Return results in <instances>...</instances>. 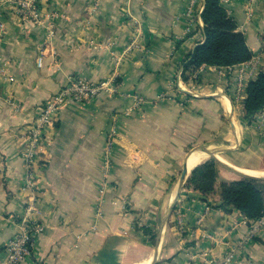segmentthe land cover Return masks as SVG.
<instances>
[{
	"label": "crops",
	"instance_id": "1",
	"mask_svg": "<svg viewBox=\"0 0 264 264\" xmlns=\"http://www.w3.org/2000/svg\"><path fill=\"white\" fill-rule=\"evenodd\" d=\"M223 4L255 57L231 68L202 67L198 86L209 92L187 101L181 114L176 101L159 99L163 93L183 100L190 94L181 87L177 94L174 82L205 39V0H41L44 15L58 14L53 36L0 3L5 24L0 38V259L21 230L29 194L22 187L23 135L40 106L71 80L97 82L116 69L118 94L70 102L46 135L37 170V219L45 230L34 239L26 264L151 262L158 241L155 264H209L208 259L218 264L240 242L233 264H264V227L245 241L247 218L232 206L213 207L221 203L219 194L204 201L200 193L185 190L163 224L181 178L178 170H183L190 154L186 150L194 141L191 129L203 126L206 106L212 103L205 99L220 95L222 105L230 109L231 96L222 92L228 78L244 67L247 83L264 67V0ZM136 37L137 47L131 45ZM233 85L230 80L231 92ZM128 94L142 95L148 103L139 111ZM242 123L231 117L232 132L213 146L227 144L235 156L224 157L239 170L264 172V133L256 129V121ZM114 124L118 136L109 153ZM221 177L239 178L223 168ZM145 228L157 234L155 243Z\"/></svg>",
	"mask_w": 264,
	"mask_h": 264
},
{
	"label": "trees",
	"instance_id": "2",
	"mask_svg": "<svg viewBox=\"0 0 264 264\" xmlns=\"http://www.w3.org/2000/svg\"><path fill=\"white\" fill-rule=\"evenodd\" d=\"M205 39L199 43L184 63L181 78L188 83L199 81L197 72L204 66L234 67L255 57L247 37L238 28L234 17L223 4V0H205L201 13ZM264 53V32L261 35ZM197 75V76H196ZM246 97L241 108V118L250 125L264 110V67L256 78L247 82ZM223 167L216 159L210 158L196 166L190 173L186 190L200 193L204 201L219 194L221 203L213 207L232 206L240 211L251 224L264 217V179L243 177L227 180L221 177ZM176 209V207H175ZM150 240L155 243L157 234L145 228Z\"/></svg>",
	"mask_w": 264,
	"mask_h": 264
},
{
	"label": "built area",
	"instance_id": "3",
	"mask_svg": "<svg viewBox=\"0 0 264 264\" xmlns=\"http://www.w3.org/2000/svg\"><path fill=\"white\" fill-rule=\"evenodd\" d=\"M0 3H6L13 7L16 15L23 22H33L40 26H44L47 28L50 36L54 35L55 19L58 17V14L50 13L48 16L44 15L41 9V0H0ZM4 33L5 24L2 20H0V38L4 36ZM131 45L135 47L139 46L137 37L132 41ZM201 69L197 72V74H199ZM3 71L4 68L0 64V73ZM181 73L182 70L179 73V78H181ZM236 77V87L241 89V93L237 94V97L244 99L246 97L245 87L247 84V75L244 67L239 69ZM118 78L119 73L118 70L115 69L111 76L97 82L83 78L71 80L58 92L53 94L45 104L40 106L33 123L23 135L25 139L23 160L26 171L22 187L29 194L25 205V212L20 220L21 230L8 241L6 245V255L3 259H0V264H26L32 253L34 239L38 234L44 232L45 230V224L37 219V215L41 214V209L37 203L38 158L40 152L44 150L46 140H48L46 136L47 133L55 128L61 109L70 102H91L101 93L111 96L118 94ZM128 96L134 99L135 108L144 103V98L138 94H128ZM117 136L118 130L117 126L114 124L109 136V153H111L112 144L116 140ZM263 227L264 217L252 222L250 224L249 235L245 241H247L250 237H253ZM242 245L243 242H240L237 245L231 246L218 264H233L238 257ZM208 263L215 264V262L211 259H208Z\"/></svg>",
	"mask_w": 264,
	"mask_h": 264
},
{
	"label": "rangeland",
	"instance_id": "4",
	"mask_svg": "<svg viewBox=\"0 0 264 264\" xmlns=\"http://www.w3.org/2000/svg\"><path fill=\"white\" fill-rule=\"evenodd\" d=\"M261 53H262V51H261ZM200 72H199V74H200ZM179 73H180V71L177 72V74L175 76V82H174L175 92L177 94H179V92H177L176 90L179 89V87H181V88H184L185 90L186 89L189 90L190 94L187 97H185L183 100V99L175 98L172 94L163 93L160 95L159 100H169V101L174 100V102L176 101V103L180 104L182 107L181 114H184V109L188 108L187 101H190L192 99L196 100L197 98H202L201 96L207 94L209 91L204 89V88L200 89V87L198 86L199 83H201V81H200L201 75H199V81L198 82H196L192 79L189 81L190 84H188V83L184 82L181 78H179ZM228 79H229V80H227L228 85H226L224 87L222 92L229 97L231 96V108L228 109L222 105V99L219 98V97H221L220 95H217V98L213 97L214 99H210V98L205 99L206 101L207 100L212 101V103L210 105L206 106V109H205L206 114H205L203 126L202 127L201 126L195 127V129H191V135L193 136L192 138L194 139V141L189 143V146L187 148L188 150H186V153H189L192 151L194 152V150L201 148V147L210 148L215 144L214 143L215 141H219L221 139H224L228 133L232 132V130H231L232 128L230 125L231 117H235V119L239 123L241 122V124H243L242 122H244V121L241 118V108H242L244 99H240L237 97V94L241 93V89L239 88L240 91L238 92L239 89L236 87V84H237V77L236 76L232 79H230V78H228ZM230 80L234 84L232 87L233 92L230 91ZM180 91L184 92L181 89H180ZM140 96H142V95H140ZM147 103H148L147 100L144 98V103L141 104L136 109L139 111L142 110ZM212 113L215 114V117H216L215 122H218L219 126L217 124H214L215 123L214 122V116L212 115ZM255 121H256V123H255L256 129L258 131L264 133V110L262 112H260L255 117L253 122H255ZM252 123L250 125H252ZM243 126H244V124H243ZM241 128H242V126H241ZM225 147H228L227 144L221 143V144H217V145L213 146L212 148H225ZM230 150L231 149L225 148L221 154L223 156H225L227 159H233V156H235V155H232L233 153ZM183 156H182V159L180 158V161H182V163H183V159L185 157V156L184 157ZM210 158H212V157L209 156L207 159H210ZM223 170H224V172H230L226 168H223ZM181 173H182V170L179 169L178 170V176L179 177H180ZM234 174L237 175V178L240 177V175L236 174L235 172H234ZM185 190H186V185H185L181 195L183 194V192ZM181 195H180V197H181ZM180 197H179V199H180ZM179 199L177 200V202L179 201ZM177 202H176L175 207H177ZM174 211H175V209H174ZM174 211H173V213H174Z\"/></svg>",
	"mask_w": 264,
	"mask_h": 264
},
{
	"label": "water",
	"instance_id": "5",
	"mask_svg": "<svg viewBox=\"0 0 264 264\" xmlns=\"http://www.w3.org/2000/svg\"><path fill=\"white\" fill-rule=\"evenodd\" d=\"M187 91V90H186ZM207 147H201V148H198L196 150H205ZM194 150V151H196ZM193 152V151H192ZM190 152V154L192 153ZM189 154V155H190ZM189 155L187 156V159L189 157ZM212 158L216 159L217 162L223 167V168H226L232 172H235L236 174L240 175V176H243V177H253V178H260V179H264V175L263 176H258V175H252V174H247V173H244L242 171H240L238 168L232 166L231 164L227 163V162H224L222 160H220L219 158H217L215 155H212L211 156ZM187 159L185 161V164L183 166V170H182V174H181V178L179 180V183H178V187H177V190L175 192V195H174V198L171 202V204L169 205L168 209H167V212L165 214V217H164V220H163V224H167L169 222V219L175 209V205H176V202L177 200L179 199L185 185H186V182H187V179L191 173V171L189 172L188 169H187ZM158 256H159V241H158V245L156 246V251H155V254H154V257H153V260L150 264H155L157 261H158Z\"/></svg>",
	"mask_w": 264,
	"mask_h": 264
},
{
	"label": "bare ground",
	"instance_id": "6",
	"mask_svg": "<svg viewBox=\"0 0 264 264\" xmlns=\"http://www.w3.org/2000/svg\"><path fill=\"white\" fill-rule=\"evenodd\" d=\"M222 149L223 148H206L205 150H196V151H194L191 154L190 158L188 159V168H189V170L194 169L196 166H198L200 163H202L209 156H212V155H215L220 160H222L224 162H227V160L221 154ZM240 171H242L244 173H247V174H252V175H264V172L263 171H258V170L241 169ZM151 262H150V260H146L144 262L135 263V264H150Z\"/></svg>",
	"mask_w": 264,
	"mask_h": 264
}]
</instances>
